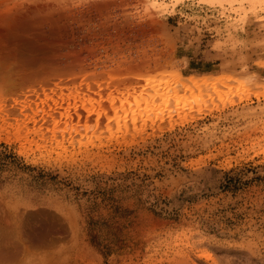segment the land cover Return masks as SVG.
I'll return each instance as SVG.
<instances>
[{
	"label": "rangeland",
	"instance_id": "obj_1",
	"mask_svg": "<svg viewBox=\"0 0 264 264\" xmlns=\"http://www.w3.org/2000/svg\"><path fill=\"white\" fill-rule=\"evenodd\" d=\"M256 1L0 0V264H264Z\"/></svg>",
	"mask_w": 264,
	"mask_h": 264
},
{
	"label": "bare ground",
	"instance_id": "obj_2",
	"mask_svg": "<svg viewBox=\"0 0 264 264\" xmlns=\"http://www.w3.org/2000/svg\"><path fill=\"white\" fill-rule=\"evenodd\" d=\"M177 2H179L180 0H176ZM201 1H203V2H205V3H208V4H212V3H214V2H220V3H222V2H225L226 0H201ZM234 1H237V0H231V2H234ZM242 1H244V0H242ZM248 2H251V3H253L254 1H256V0H247ZM259 1H264V0H259ZM257 2V1H256ZM228 3V2H227ZM256 4V3H255ZM226 78V77H225ZM228 78H230V77H228ZM226 80H227V78H226ZM196 81V80H195ZM197 82V81H196ZM251 93V92H250ZM259 95V94H258ZM258 95H256V96H258ZM250 97H251V94L249 95ZM4 249V248H3ZM4 252V251H3ZM2 252V253H3ZM3 255V257L1 258V256ZM1 256H0V258L1 259H5L7 256H4V254H2ZM6 261H7V259H6ZM5 261V262H6Z\"/></svg>",
	"mask_w": 264,
	"mask_h": 264
}]
</instances>
